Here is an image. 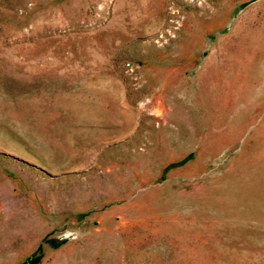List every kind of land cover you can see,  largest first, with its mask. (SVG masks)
<instances>
[{
    "label": "rangeland",
    "instance_id": "1",
    "mask_svg": "<svg viewBox=\"0 0 264 264\" xmlns=\"http://www.w3.org/2000/svg\"><path fill=\"white\" fill-rule=\"evenodd\" d=\"M0 264H264V0H0Z\"/></svg>",
    "mask_w": 264,
    "mask_h": 264
}]
</instances>
